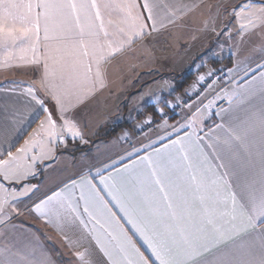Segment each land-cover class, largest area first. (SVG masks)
<instances>
[{
  "label": "snow or ice",
  "instance_id": "obj_1",
  "mask_svg": "<svg viewBox=\"0 0 264 264\" xmlns=\"http://www.w3.org/2000/svg\"><path fill=\"white\" fill-rule=\"evenodd\" d=\"M199 6L200 0H0V64L18 61L39 72V87L0 85V264H54L13 223L21 205L61 233L77 264H245L243 254L264 248V178L249 181L239 163L250 132L264 129V63L244 68L243 76L239 65L209 69L187 99L158 97L153 114L136 126L141 134L164 128L155 141L135 146L125 132L118 140L128 149L95 158L54 189L41 193L30 182L44 161L55 163L58 146L88 143L75 112L106 86L105 65ZM219 7L231 18L219 35L232 39L228 24L235 20V35L241 42L258 35L264 54V0ZM222 80L235 87L218 88ZM224 99L228 107L214 111ZM181 107L184 119L170 126ZM213 116L220 122L201 126Z\"/></svg>",
  "mask_w": 264,
  "mask_h": 264
},
{
  "label": "crops",
  "instance_id": "obj_2",
  "mask_svg": "<svg viewBox=\"0 0 264 264\" xmlns=\"http://www.w3.org/2000/svg\"><path fill=\"white\" fill-rule=\"evenodd\" d=\"M240 3L242 0H200V6L178 20L175 25L169 26L162 33H154L137 41L131 49L105 65L108 70L106 86L75 112V117L88 143L69 140L66 147L58 146L54 153L55 163L44 161L39 166L43 171L30 182L38 184L41 193L54 189L57 185L67 181L69 177L81 172L85 164L97 162L96 159L89 162L88 157L98 156L99 159H105L109 155H115L117 152H124L128 149L129 143H123L118 139L114 141L115 143L112 141L116 137L119 138V135L125 129L128 130L129 126L113 137L105 138L110 128L122 121L138 123L140 115L146 111V106L153 104L158 97L171 101L176 96L183 95L186 92V86L194 81L193 77L187 78V74H182L188 63H191V68H195L192 71L194 76L212 69L214 62L229 57L230 51L234 55L229 58V63L226 62L222 66L234 68L239 65L241 69L239 76H243L244 68H255L256 64L264 63V59H261L264 54L258 51L262 43L258 35L248 37L241 42L240 37L235 35L238 28L235 20L228 24L232 39H228L227 33L223 36L219 35L225 23L231 19L219 6L226 5L230 9ZM209 49L212 50L210 53ZM205 53L208 54L205 55ZM181 59H186L185 65L176 68L174 62L177 63ZM201 65L204 66L201 67ZM239 76L235 78L238 79ZM38 77L39 72L34 71L32 66L18 61H13L10 65L0 64V85L8 86L6 82L18 81L24 84L36 82L39 87ZM175 79L178 82L176 86L173 82ZM185 83L187 84L183 86ZM221 86L229 91L235 87L234 84L225 86L223 80L217 85L218 88ZM173 88H175L174 92ZM211 98V94H208L207 99ZM157 106L163 105L158 104ZM221 107H228L227 99L219 100L214 111H219ZM186 111L187 109L184 110L183 116L179 115L176 121H169V125L181 122ZM117 118L124 120L114 122ZM219 122V118L213 116L206 126H201L210 127ZM38 123L39 121H36L32 128H35ZM32 128L28 129V133L32 131ZM164 132V128L154 127L143 135H137L131 144L135 146H140L141 143L147 144L155 141L157 135L164 134ZM27 138L26 133L17 147H20ZM242 148L243 150L239 152L240 165L248 169L249 181L253 179L260 181L264 178L262 176L264 172V129L259 126L253 129L248 139L243 142ZM101 152L105 155L101 156ZM44 164L48 167H44ZM39 195L40 193L37 194ZM20 207L21 214L13 220V223L17 227L25 228L30 237H35L40 247L51 254L54 264H77L74 255L65 245L61 233L51 225L36 219L32 214L24 212L23 205ZM242 221L243 217L238 215L236 222L238 228L244 227ZM136 239L139 241V237ZM140 246L141 250L148 254L142 242ZM240 258L245 264H259L261 260H264V248L256 245L250 254H243Z\"/></svg>",
  "mask_w": 264,
  "mask_h": 264
},
{
  "label": "rangeland",
  "instance_id": "obj_3",
  "mask_svg": "<svg viewBox=\"0 0 264 264\" xmlns=\"http://www.w3.org/2000/svg\"><path fill=\"white\" fill-rule=\"evenodd\" d=\"M185 61H186V59H181L180 61H177V63H175L174 62V65L176 66V68H180V67H182V66H184L185 65ZM184 62V63H183ZM178 63H180V64H178ZM183 64V65H182ZM190 64L191 63H188L187 65H186V67H185V71L182 73L183 75L185 74H189L190 72H192L195 68H191L190 67ZM212 68H215V67H212ZM182 69V68H181ZM182 74H180V75H182ZM197 77H198V75L197 76H193V80L194 81H192L191 83H189L187 86H186V91H190V92H192L193 90H194V86H195V82H196V79H197ZM173 82H175V85L174 86H176L177 85V80L175 79ZM179 82H181V80H179ZM180 84V83H179ZM184 96V94L182 95H179V96H176V98H174L173 100H171V101H175L177 98H182ZM162 107V106H161ZM166 108V107H165ZM184 110L185 109H183L181 112H180V116H183L182 114H183V112H184ZM146 116H149V114L145 111V113L143 114V115H140V119H139V121H138V123L137 122H134V123H132L131 122V125L128 127V130H124V132L123 133H125V132H127V133H130L131 135H130V140L132 141V140H134V139H136V137H137V135L139 136V135H143V134H145V133H143V134H137L136 133V126H138V125H140L142 122H144V120H145V117ZM115 121L114 122H120V121H122V120H124V119H114ZM155 127V126H154ZM153 127V128H154ZM153 128H150V129H148V131L147 132H149L151 129H153ZM123 133H121L120 135H119V138L121 137V135L123 134ZM135 133V134H134ZM118 138L116 137L115 138V140H113L112 142L113 143H115L114 141H116ZM112 142H109L110 144H112ZM124 143V142H123ZM109 144V145H110ZM108 153H110L109 151H107ZM98 156H90V157H88L89 158V162H92L93 161V159H95V158H97Z\"/></svg>",
  "mask_w": 264,
  "mask_h": 264
},
{
  "label": "trees",
  "instance_id": "obj_4",
  "mask_svg": "<svg viewBox=\"0 0 264 264\" xmlns=\"http://www.w3.org/2000/svg\"><path fill=\"white\" fill-rule=\"evenodd\" d=\"M229 63V57H225L224 59L222 60H218V61H215L214 62V67H219V66H222L224 63L226 64ZM194 76V73L193 72H190L189 74H187V78H192ZM187 83H185L183 86H185ZM153 111H154V108H153V104L150 103L146 106V112L150 115V114H153ZM179 118V116H175L172 120L170 121H176L177 119ZM157 119H159V117H157ZM131 125V122L130 121H122L120 123H117L115 125H113L108 134L106 135L105 138H111L113 137L114 135L118 134L123 128L125 127H128Z\"/></svg>",
  "mask_w": 264,
  "mask_h": 264
},
{
  "label": "built area",
  "instance_id": "obj_5",
  "mask_svg": "<svg viewBox=\"0 0 264 264\" xmlns=\"http://www.w3.org/2000/svg\"><path fill=\"white\" fill-rule=\"evenodd\" d=\"M218 68H226V67L219 66V67H215V68H212V69H218ZM207 72H208V71H207ZM207 72H201L200 74H198V77H199L200 75H202V74H206ZM221 75H223V74H221ZM198 77H197V79H196V82H197V80H198ZM226 78H227V77L225 76L224 79H226ZM196 82H195V84H196ZM194 91H196L195 86H194V90H193L192 92H194ZM182 99H187V97L183 96ZM183 109H185V108H183V107H181V108H177V109H176V112L180 113ZM164 111H165L166 113H168L169 115H172V113L169 111V109H168L167 107L164 108ZM136 133H137V134H141V133H138L137 131H136Z\"/></svg>",
  "mask_w": 264,
  "mask_h": 264
}]
</instances>
